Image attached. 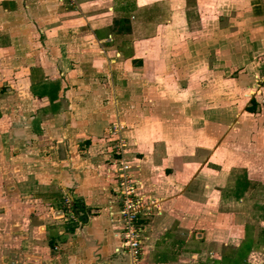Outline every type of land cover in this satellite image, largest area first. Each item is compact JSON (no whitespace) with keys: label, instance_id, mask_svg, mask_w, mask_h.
<instances>
[{"label":"crops","instance_id":"obj_1","mask_svg":"<svg viewBox=\"0 0 264 264\" xmlns=\"http://www.w3.org/2000/svg\"><path fill=\"white\" fill-rule=\"evenodd\" d=\"M224 1L0 0V264H264L261 66L238 61L216 89L190 73L211 66L195 51L211 39L191 23L203 5L220 28L245 3V36L264 48V0ZM169 26L179 56L160 49ZM114 125L136 191L155 204L137 259L116 251Z\"/></svg>","mask_w":264,"mask_h":264},{"label":"rangeland","instance_id":"obj_2","mask_svg":"<svg viewBox=\"0 0 264 264\" xmlns=\"http://www.w3.org/2000/svg\"><path fill=\"white\" fill-rule=\"evenodd\" d=\"M215 0H208L207 3L213 2ZM223 1V0H222ZM246 1V0H242L241 2ZM227 2L226 4H224L225 7L230 6L229 10L232 8L233 9V5H235V3H239V0H231L229 1H224ZM245 4V3H244ZM242 5V7L240 9H238L237 11H233L232 13H237V12H242L240 15L235 14L232 15L233 20L232 21H227V19H221V26L220 28L217 27L216 23H211V20L215 19L217 20V12L216 9L210 6H204L202 7V11L198 10L197 14L192 15L191 17V23L193 24V27L195 29H197L196 34H194V36H197L198 38H210L211 41L209 42L208 46H204V47H200V46H196L195 51L198 53L199 56H202L203 58L208 54L210 55V59H211V66H209L210 68L208 70H206V66L207 63L205 62L203 65L201 64V66H203V69H192L190 73H194L193 75H191L193 78L192 80H194V85L196 83H207L208 86L213 87L214 89L218 88L217 84L219 82H221L222 79H219L218 74L224 72L226 76V78L228 76H235V74H237V72L239 71L237 68L236 63L238 61H243L246 66L242 67V70H244V73L247 72V70H249L247 68V66L249 65L248 62V56L253 59V67L261 66L260 70H259V77L257 78V83L253 82L258 86H264V82H262L261 77L264 76V48L261 47H252L254 42L257 41H251L249 40V37L245 36L246 31L249 29L250 24H253V19H254V15L249 13V10H247V6ZM169 7V6H168ZM220 9H222L223 7H219ZM162 10H164V13H160V16H166V20L169 19L170 12L167 9V7L165 6V8L162 7ZM166 10V11H165ZM197 11V10H196ZM156 12V11H155ZM201 12V15L199 16L198 13ZM222 11H220L221 13ZM249 13V14H248ZM248 14V15H246ZM164 17H162L161 19L163 20ZM244 17V18H243ZM148 18V17H147ZM146 18V19H147ZM226 18V17H223ZM160 19V20H161ZM264 21V20H263ZM263 21H261L260 23H258L259 27H263L264 23ZM214 26V31L213 30H209L210 25ZM209 25V26H208ZM207 26V27H206ZM224 26V27H222ZM171 26H169L168 29V33H167V42L165 43V47L160 48L162 51V54H164L165 56H171L174 57L175 55L179 56V53L181 52V41L178 45L175 46V42H178L179 38L176 39L175 37V33H173V30L170 29ZM212 27V26H211ZM229 31V33H226V38L222 37V31ZM261 37H263L264 35V29L261 31ZM208 33V34H207ZM136 34V33H135ZM141 32L139 31L137 33L136 36H141L140 35ZM223 40L226 39L225 43L221 44V42L219 40ZM176 40V41H175ZM183 47V46H182ZM208 56H206L207 58ZM227 58V61H225V63H221L224 58ZM205 58V59H206ZM199 65V63L197 64ZM209 65V64H208ZM223 66L225 68H223ZM227 67H230L228 70H226ZM155 70H157V66L155 67ZM236 70V71H235ZM208 71V72H206ZM171 73H172V69H171ZM231 73V74H229ZM207 74H209V77H207ZM171 76H173V74H171ZM207 77V78H204ZM190 78V77H189ZM246 83H250V79L248 78V76L245 77ZM174 81L173 79L171 80L170 83L167 84L171 85V87L173 86ZM185 87V86H184ZM254 88V87H253ZM253 88H251V90H253ZM168 89V88H167ZM232 88L230 87V90ZM229 90V91H230ZM172 91V90H169ZM245 97L246 98V102H249V98H251V96L249 94H251L250 90H246L245 93ZM256 94V93H255ZM167 98L170 95H165ZM256 96H258L256 94ZM238 97V95H237ZM171 98H173V96H171ZM241 99V98H240ZM214 100L215 101H219L221 100V94H215L214 95ZM121 130L123 131V128L121 129L120 126H115L112 128L111 126V137L113 138L112 141V157H114V161L113 164L115 165V169L113 172V178L114 181L116 183V175H117V171H118V167H119V161L118 159H122L125 163L127 162L126 158H125V147H124V140L125 138L121 136ZM125 132V131H124ZM108 134V132H107ZM109 135V134H108ZM124 138V139H123ZM120 146V152L119 150L117 151V149L115 148V144L116 143ZM127 164V163H126ZM112 165V163H111ZM129 172V169L127 170ZM131 175V174H130ZM132 180V177H131ZM116 186V185H115ZM118 199V198H117ZM150 201V200H149ZM152 209V208H151ZM69 220H72V218H69ZM144 221V219L142 220V222ZM243 255V254H242ZM202 259H197V262L199 264H202ZM233 264H240V259H236Z\"/></svg>","mask_w":264,"mask_h":264},{"label":"built area","instance_id":"obj_3","mask_svg":"<svg viewBox=\"0 0 264 264\" xmlns=\"http://www.w3.org/2000/svg\"><path fill=\"white\" fill-rule=\"evenodd\" d=\"M66 1L69 3L75 2V0ZM261 79L264 82V76ZM115 148L120 152V146L117 143L115 144ZM122 159H118L120 165L116 175L118 215L122 222L121 243L116 251L125 250L130 258L137 259L141 251V221L148 215V209H151L155 204H153L154 201L144 200L136 191L135 184L131 180V175L127 171L128 166ZM70 214V218L73 219V214L71 212Z\"/></svg>","mask_w":264,"mask_h":264},{"label":"trees","instance_id":"obj_4","mask_svg":"<svg viewBox=\"0 0 264 264\" xmlns=\"http://www.w3.org/2000/svg\"><path fill=\"white\" fill-rule=\"evenodd\" d=\"M81 208H79V206H77L76 204H73V212L75 214L76 217L80 218L81 220H85V216L82 214H79Z\"/></svg>","mask_w":264,"mask_h":264}]
</instances>
